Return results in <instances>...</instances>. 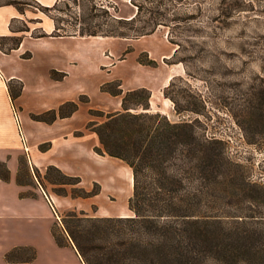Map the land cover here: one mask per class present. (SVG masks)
I'll list each match as a JSON object with an SVG mask.
<instances>
[{
	"label": "rangeland",
	"instance_id": "obj_1",
	"mask_svg": "<svg viewBox=\"0 0 264 264\" xmlns=\"http://www.w3.org/2000/svg\"><path fill=\"white\" fill-rule=\"evenodd\" d=\"M15 1L27 8L25 19L11 20V7H0V86L18 95L8 108L19 181L51 199L58 215L53 229L60 236L65 238L62 218L71 211L133 215L127 204L132 170L123 160L94 151L92 123L104 115L90 110H122L123 95L140 88L148 95L129 97V112L158 113L159 129L165 119L185 121L205 151L209 144L219 152L211 178L188 161L191 141L179 145L169 161L189 201L199 200L194 212L216 215L232 229L264 233V0H58L47 15L31 0ZM134 3L144 7L135 26L142 20L163 24L137 38L31 34L50 33L54 21L69 31L78 17L85 28L106 31L114 24L109 15L129 18ZM147 9L162 14L150 16ZM21 20L30 31L9 30L22 27ZM147 96L153 108L143 111L135 104ZM70 97L77 110L69 103L59 108ZM54 137L59 142L48 154L55 159L63 148L64 168H56L68 179L39 163L47 160Z\"/></svg>",
	"mask_w": 264,
	"mask_h": 264
},
{
	"label": "trees",
	"instance_id": "obj_2",
	"mask_svg": "<svg viewBox=\"0 0 264 264\" xmlns=\"http://www.w3.org/2000/svg\"><path fill=\"white\" fill-rule=\"evenodd\" d=\"M9 3L19 5L15 0ZM134 5L136 11L129 18L109 15L114 24L106 31L89 30L78 17L79 24L69 31L54 21L55 28L48 35L137 38L152 33L163 24L162 21L142 20V25L135 26L141 21L144 7L140 3ZM147 12L150 16L162 14L152 9ZM22 30L30 29L24 25ZM34 33L31 31L36 37L47 35ZM140 93L148 95L145 88L127 91L121 99L122 110L106 114L90 110L92 115H104L102 121L92 123L98 139L94 151L121 159L132 170V194L127 204L133 215L90 217L82 211H71L61 222L65 238L52 229L55 242L65 245L70 240L84 264H264V233L232 229L216 215L196 214L194 206L199 200L189 201L181 178L170 171V159L179 145L187 141L193 144L186 152L188 161L206 178L216 173L219 152L209 144L205 151L203 141L192 135L185 121L170 124L165 119L163 128L159 129L155 125L158 113L129 112L131 107L127 99ZM12 98H15L13 94ZM66 103L73 106L72 112L77 110L75 102ZM135 105L143 111L149 110V96ZM19 171L16 182L22 183ZM56 171L62 179H68L59 169ZM8 179L9 169L0 161V180ZM35 256L34 247L16 246L5 252L3 259L5 262H31Z\"/></svg>",
	"mask_w": 264,
	"mask_h": 264
},
{
	"label": "crops",
	"instance_id": "obj_3",
	"mask_svg": "<svg viewBox=\"0 0 264 264\" xmlns=\"http://www.w3.org/2000/svg\"><path fill=\"white\" fill-rule=\"evenodd\" d=\"M31 1L33 2V8L47 15L45 11L48 10L43 8L52 7L58 0ZM9 2L10 0H0V7H11L8 10L10 17H12L11 20L18 19L17 17L25 19L24 15L27 8L21 4L17 7ZM18 8H21V10ZM30 11L35 13L34 10ZM15 13L18 16H15ZM31 20L34 19H26L25 22L27 23V21ZM25 22L21 20L22 27L15 30L9 27V30L17 32L30 31L22 30L24 25H27ZM53 24L55 28V23L53 22ZM50 33L48 32V34ZM45 36H35L34 38ZM16 98H18V95L14 99ZM12 99L11 90L0 86V161L5 162L9 169L8 181L0 180V264H84L70 240H67L65 245H58L55 242L52 229L55 226L56 216L58 215H56L54 206L52 208L48 203V200L52 202L51 199L42 189L31 187L30 184L16 182L19 155L15 150L16 132L8 108ZM69 99L73 100L74 97L65 99V102L63 101L59 104V108L64 103L71 101ZM149 107V110L153 108L151 101L149 102ZM60 117L63 118V116ZM53 139L57 140L52 142L50 149L46 152L47 160H40L39 163L45 162V165L62 169L63 165L60 158L61 154L64 153L63 148L57 153L55 159L48 154L51 153L53 144L59 142L58 138L54 137ZM56 207L58 209L57 204ZM16 246L34 247L36 251L35 258L31 262H5L3 259L5 252Z\"/></svg>",
	"mask_w": 264,
	"mask_h": 264
},
{
	"label": "built area",
	"instance_id": "obj_4",
	"mask_svg": "<svg viewBox=\"0 0 264 264\" xmlns=\"http://www.w3.org/2000/svg\"><path fill=\"white\" fill-rule=\"evenodd\" d=\"M49 205L53 208L52 203L48 200Z\"/></svg>",
	"mask_w": 264,
	"mask_h": 264
}]
</instances>
